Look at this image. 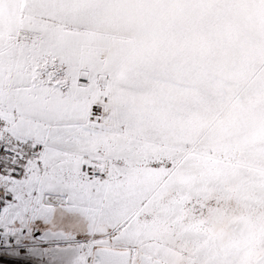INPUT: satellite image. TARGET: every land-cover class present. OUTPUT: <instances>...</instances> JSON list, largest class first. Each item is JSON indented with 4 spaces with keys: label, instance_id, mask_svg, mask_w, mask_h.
I'll use <instances>...</instances> for the list:
<instances>
[{
    "label": "snow or ice",
    "instance_id": "obj_1",
    "mask_svg": "<svg viewBox=\"0 0 264 264\" xmlns=\"http://www.w3.org/2000/svg\"><path fill=\"white\" fill-rule=\"evenodd\" d=\"M0 264H264V0H0Z\"/></svg>",
    "mask_w": 264,
    "mask_h": 264
}]
</instances>
